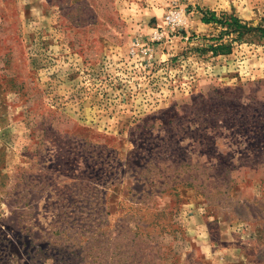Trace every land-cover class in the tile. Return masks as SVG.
<instances>
[{
	"label": "rangeland",
	"instance_id": "obj_1",
	"mask_svg": "<svg viewBox=\"0 0 264 264\" xmlns=\"http://www.w3.org/2000/svg\"><path fill=\"white\" fill-rule=\"evenodd\" d=\"M173 4L0 0V264H264V0Z\"/></svg>",
	"mask_w": 264,
	"mask_h": 264
},
{
	"label": "built area",
	"instance_id": "obj_2",
	"mask_svg": "<svg viewBox=\"0 0 264 264\" xmlns=\"http://www.w3.org/2000/svg\"><path fill=\"white\" fill-rule=\"evenodd\" d=\"M181 2H186L184 6L179 4L170 5L163 15V31L167 29L169 32H173L184 27L187 20V7L188 3L192 0H180ZM163 33V32H162Z\"/></svg>",
	"mask_w": 264,
	"mask_h": 264
},
{
	"label": "trees",
	"instance_id": "obj_3",
	"mask_svg": "<svg viewBox=\"0 0 264 264\" xmlns=\"http://www.w3.org/2000/svg\"><path fill=\"white\" fill-rule=\"evenodd\" d=\"M230 20V25H233L237 30L244 27L243 22L239 17L236 15H231L227 20H224V18H221L217 15L215 11H210L207 14H204L202 17V22L204 23H218L221 25H225L226 21ZM210 49L213 51L214 55L221 54V53H228L230 49L229 44H214L211 45Z\"/></svg>",
	"mask_w": 264,
	"mask_h": 264
}]
</instances>
